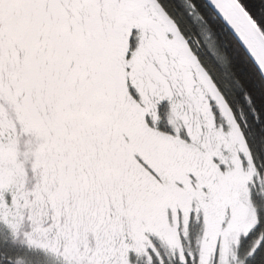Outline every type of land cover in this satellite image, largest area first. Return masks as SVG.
I'll list each match as a JSON object with an SVG mask.
<instances>
[{
  "label": "snow or ice",
  "instance_id": "6c2138e0",
  "mask_svg": "<svg viewBox=\"0 0 264 264\" xmlns=\"http://www.w3.org/2000/svg\"><path fill=\"white\" fill-rule=\"evenodd\" d=\"M0 224L61 264H264V0H0Z\"/></svg>",
  "mask_w": 264,
  "mask_h": 264
},
{
  "label": "trees",
  "instance_id": "16d2710c",
  "mask_svg": "<svg viewBox=\"0 0 264 264\" xmlns=\"http://www.w3.org/2000/svg\"><path fill=\"white\" fill-rule=\"evenodd\" d=\"M244 3V0H241ZM198 237V230H194L193 241ZM11 256V264H61L57 258L51 261L48 253L40 248H33L27 245L21 235H13L9 230L0 224V256Z\"/></svg>",
  "mask_w": 264,
  "mask_h": 264
},
{
  "label": "rangeland",
  "instance_id": "374dc122",
  "mask_svg": "<svg viewBox=\"0 0 264 264\" xmlns=\"http://www.w3.org/2000/svg\"><path fill=\"white\" fill-rule=\"evenodd\" d=\"M196 240V239H195ZM194 240V241H195ZM48 253V252H47ZM48 256L50 258L51 261H55L57 258L55 256H53L52 254L48 253Z\"/></svg>",
  "mask_w": 264,
  "mask_h": 264
}]
</instances>
